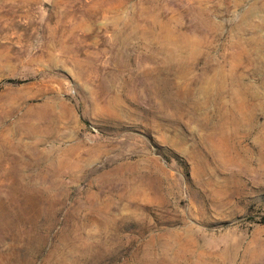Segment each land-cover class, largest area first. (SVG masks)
Wrapping results in <instances>:
<instances>
[{
  "label": "rangeland",
  "instance_id": "374dc122",
  "mask_svg": "<svg viewBox=\"0 0 264 264\" xmlns=\"http://www.w3.org/2000/svg\"><path fill=\"white\" fill-rule=\"evenodd\" d=\"M0 264H264V0H0Z\"/></svg>",
  "mask_w": 264,
  "mask_h": 264
}]
</instances>
